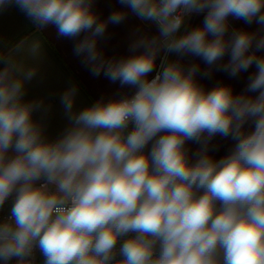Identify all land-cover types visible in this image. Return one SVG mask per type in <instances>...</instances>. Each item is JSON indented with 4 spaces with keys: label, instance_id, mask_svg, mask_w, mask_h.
Listing matches in <instances>:
<instances>
[{
    "label": "clouds",
    "instance_id": "obj_1",
    "mask_svg": "<svg viewBox=\"0 0 264 264\" xmlns=\"http://www.w3.org/2000/svg\"><path fill=\"white\" fill-rule=\"evenodd\" d=\"M119 3L102 21L93 0H0L61 37L84 33L73 51L91 74L134 89L74 111L69 87L60 96L68 126L49 140L33 119L43 101L24 100L36 69L18 59L40 54V44L0 55V211L9 206L0 264H264V0ZM123 9L158 34L105 59L97 39L127 18ZM202 13V26L188 30ZM229 17L260 27L231 28ZM186 56L206 70L186 68ZM253 65L239 94L196 80ZM217 136L233 141L219 159Z\"/></svg>",
    "mask_w": 264,
    "mask_h": 264
},
{
    "label": "crops",
    "instance_id": "obj_2",
    "mask_svg": "<svg viewBox=\"0 0 264 264\" xmlns=\"http://www.w3.org/2000/svg\"><path fill=\"white\" fill-rule=\"evenodd\" d=\"M121 9L119 0H93V11L102 21H106L113 11ZM123 10L127 12V18L120 24L109 23L104 36L97 39V47L105 59L118 60L127 57L132 54L129 48L133 41L143 36L151 37L158 34L154 24L141 21L128 9ZM204 15L205 13L193 14L186 21L188 30L202 26ZM229 23L231 28L245 29L250 32H255L260 27L255 23L247 25L244 21L231 17H229ZM183 30L182 28L181 31ZM84 35L82 33L81 37L73 40L59 36L55 26L39 28L14 4L0 9V55L7 54L21 41H25V49L34 43H39L41 46L40 54L37 56L25 54L18 59L22 60L25 68L36 69L34 78L25 83L24 100L43 101V107L33 113V119L43 126L49 140L58 138L68 126L69 122L60 103V96L69 87L77 88L74 111L82 110L101 99L107 102L134 92V89L127 86L121 87L119 82H111L103 73L98 77L91 74L89 67L82 63L83 57L75 55L73 51L75 44ZM258 55H264V53H258ZM169 59L174 60L177 57L173 55ZM227 59L226 56L224 62H227ZM159 62L158 59L157 67ZM181 62L186 68L193 63L199 64L201 72L207 68V65L198 57L186 56ZM4 66L0 63V69ZM254 71L255 65L247 72H241L237 77H230L225 72L213 70L210 77L198 74L196 80L205 90H211L217 84H226L233 88L235 94H239L244 91L248 77ZM153 75L154 73L150 74V78ZM232 145L233 141L230 139L217 136L212 141V146H215L216 150L211 154L219 159L227 154ZM186 146L192 152L199 147L192 142H188ZM8 207L6 204L3 211L8 210ZM3 211H0V215Z\"/></svg>",
    "mask_w": 264,
    "mask_h": 264
},
{
    "label": "built area",
    "instance_id": "obj_3",
    "mask_svg": "<svg viewBox=\"0 0 264 264\" xmlns=\"http://www.w3.org/2000/svg\"><path fill=\"white\" fill-rule=\"evenodd\" d=\"M181 30H182V29H181ZM154 75H155V73H154ZM154 75H153V76H154ZM7 211H8V210L3 211V212L1 213V215H0V218H2L4 215H6V214H7Z\"/></svg>",
    "mask_w": 264,
    "mask_h": 264
},
{
    "label": "trees",
    "instance_id": "obj_4",
    "mask_svg": "<svg viewBox=\"0 0 264 264\" xmlns=\"http://www.w3.org/2000/svg\"><path fill=\"white\" fill-rule=\"evenodd\" d=\"M170 57H171V56H170ZM170 57H169V58H170Z\"/></svg>",
    "mask_w": 264,
    "mask_h": 264
}]
</instances>
